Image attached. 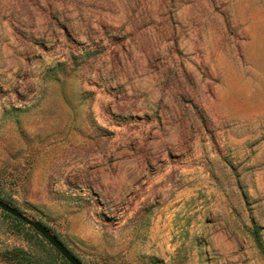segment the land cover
Wrapping results in <instances>:
<instances>
[{
	"label": "rangeland",
	"instance_id": "1",
	"mask_svg": "<svg viewBox=\"0 0 264 264\" xmlns=\"http://www.w3.org/2000/svg\"><path fill=\"white\" fill-rule=\"evenodd\" d=\"M0 196L80 264H264V0H0Z\"/></svg>",
	"mask_w": 264,
	"mask_h": 264
},
{
	"label": "trees",
	"instance_id": "2",
	"mask_svg": "<svg viewBox=\"0 0 264 264\" xmlns=\"http://www.w3.org/2000/svg\"><path fill=\"white\" fill-rule=\"evenodd\" d=\"M0 199L4 201L1 196ZM0 217H2L3 219H7L14 231H16L17 233H24L25 235H27L28 238L25 236L24 237L27 239L28 242L29 241L31 242V239H34L35 243L39 244L41 246V249L45 251L46 254V257H44L43 255L41 254L37 255L35 254V252L33 253L30 250H24L22 248H12L11 250L5 251L0 254L2 260L13 264H69L32 227L26 225L19 219L11 216L10 214L2 211L1 209H0ZM252 233L256 238L255 240L258 244V247L260 248L261 254L264 256V246L260 244L258 240L257 237L258 228L256 226L253 227ZM41 260H43L44 263H42Z\"/></svg>",
	"mask_w": 264,
	"mask_h": 264
},
{
	"label": "water",
	"instance_id": "3",
	"mask_svg": "<svg viewBox=\"0 0 264 264\" xmlns=\"http://www.w3.org/2000/svg\"><path fill=\"white\" fill-rule=\"evenodd\" d=\"M0 209L11 216L19 219L26 225L32 227L41 237L51 245L69 264H80L79 260L65 247V245L54 235L52 234L44 225L34 221L16 208L7 204L6 202L0 199Z\"/></svg>",
	"mask_w": 264,
	"mask_h": 264
},
{
	"label": "crops",
	"instance_id": "4",
	"mask_svg": "<svg viewBox=\"0 0 264 264\" xmlns=\"http://www.w3.org/2000/svg\"><path fill=\"white\" fill-rule=\"evenodd\" d=\"M174 201H175V205H176L175 207L177 208L178 207V191L176 192V198L174 199Z\"/></svg>",
	"mask_w": 264,
	"mask_h": 264
}]
</instances>
